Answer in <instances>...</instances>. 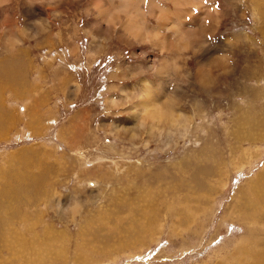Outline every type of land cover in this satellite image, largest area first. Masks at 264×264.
Returning a JSON list of instances; mask_svg holds the SVG:
<instances>
[{
	"label": "rangeland",
	"instance_id": "obj_1",
	"mask_svg": "<svg viewBox=\"0 0 264 264\" xmlns=\"http://www.w3.org/2000/svg\"><path fill=\"white\" fill-rule=\"evenodd\" d=\"M46 1L10 0L0 6V36L20 46V54L6 53L0 39V239L9 240L8 246L0 241V264H240L234 256L241 246L252 242L264 247V125L246 127L245 98L238 90L242 81L230 86L233 90L227 89V81L208 92L180 81L173 96L185 99L180 106L195 120L191 132L185 138L182 130L146 132L143 124L151 127L153 122L138 111L133 125L137 101L127 103L119 95L140 80L139 73L131 78L135 67H129L116 79L111 76L118 64L125 68L127 62L134 66L139 61L143 69L152 62L154 71L161 63L156 48L130 40L129 48L114 51L116 41L99 47L98 37L88 54L91 36L83 32L94 17L86 9L88 2L73 0L56 14V6ZM204 2L208 9H197V15L211 11L214 17V9H225L223 0ZM162 4L174 12L173 3ZM230 13L216 39L235 38L242 31L252 38L238 70L247 67L251 78L250 119L264 121V13L260 17L252 4L246 19ZM38 21L42 26L36 31ZM2 22L13 26L4 28ZM68 45L78 54L72 55ZM203 47L197 54L184 50L193 54L188 61L194 69L204 61L203 52H210ZM13 59L19 60L15 69L8 66ZM230 91L228 99L220 96ZM109 95L116 98L107 102ZM234 119L241 125L234 127ZM251 129L258 136L247 140ZM132 130L138 134L134 139ZM110 141L117 150L107 147ZM104 155L108 158L101 162ZM115 157L130 162L114 169L116 163L110 161ZM175 195L180 201L189 197L186 207L200 215L189 218L182 206L174 205ZM149 203L157 209L154 235L139 230L145 217L138 216L139 222L131 214ZM73 213L77 215L71 219ZM177 221L181 228L173 233ZM115 226L142 233L123 245L124 235L111 231ZM51 234L60 248L32 251V243ZM99 237L110 238L111 245L100 243ZM20 239L29 245L24 247Z\"/></svg>",
	"mask_w": 264,
	"mask_h": 264
},
{
	"label": "bare ground",
	"instance_id": "obj_2",
	"mask_svg": "<svg viewBox=\"0 0 264 264\" xmlns=\"http://www.w3.org/2000/svg\"><path fill=\"white\" fill-rule=\"evenodd\" d=\"M9 1L10 0H0V6L5 5ZM43 1L44 0H27V2L30 4L34 2L42 3ZM75 1H79V0H75ZM85 1L86 3L88 2V4H86V9H90L94 13L93 23L91 27L89 26V29L86 27V30H84L83 32L86 37L88 35L91 36L89 42L90 45L88 49V54H90L91 52L90 50L95 49L97 47L96 43L99 38L101 41L98 44L99 47H105V46L109 47L110 42L112 43V41L114 42L116 41V43L114 44L118 45V50H114V51H122L121 50L122 46L129 48L130 40H131L132 44H136V43L150 44L151 46L156 48L157 50L156 53L159 54L158 60L161 63L160 66L156 68L154 71L152 68L153 66L152 62L148 63L149 67L147 69H143L139 61H137L136 65L134 66H129L127 62L125 68H122L121 64H118L114 69L115 72L117 73L113 72L114 74H112L111 76L112 79H116L121 71L122 72H124V70L131 71L130 69L131 67H135L134 75H132L131 78H134L139 73L140 80L137 83H133L132 85L130 84L126 85L125 89L122 90V93L119 94L121 97L123 96L126 99L127 103H131L133 99L137 101L136 103H134V106L132 107L133 117H134L133 125H135V122H137L138 120V116H139L138 111H141L143 115L147 116L153 122V125H151V127H145L143 124V128L146 130V132L158 131L159 133L160 132L163 133L164 131L165 132L167 131L169 134L182 130L184 131V134H180V137L185 138L184 137L185 134L187 133L189 134L192 130V127H194L195 120L193 118H189L185 110L180 106L182 105L185 99L179 100V97L173 96L176 93L175 92L176 89L179 90L181 88V85L178 84L182 80L189 81L190 84H194L195 86L192 87V89L196 88L199 89L200 91L204 90L207 92L208 90L214 87H218L227 81L229 82V87L227 89L233 90L230 88V86L242 81L240 86L241 88L238 90L245 98V106L242 115L247 113V116L245 115L246 117H248V120L246 119L247 123L245 122L247 125L246 127H255L257 125L260 126L261 124L264 125L263 119H258L256 122L250 119L251 108H252L251 106L252 87L249 85V81L251 80V78L250 75H248L247 73L248 72L247 67L243 66L240 71L238 70V67L240 66L241 63L240 59H242L241 56L246 53L245 49L248 50L247 45L250 43L249 39L252 38L249 35L245 34V31H242L241 35L235 34L236 35L235 38H233L232 36L224 35L216 39V34L218 33L219 30L222 29V22L224 21L225 17L229 16V12H231L230 14H232L233 17H237L240 20L244 17L246 19L248 6L252 4L253 6L255 5L256 9H258V15L262 17V14L264 13V0H223L225 6L224 11L219 12L217 9H214L215 10L214 17L211 11L209 10H208L209 12H207L206 14L200 12V14L197 15L196 12L197 9L200 10L208 9L207 8L208 5L206 6L204 0H201V3L200 2L196 3L195 1H190V0H85ZM73 2H74L73 0H54V1L48 0V2L46 1L45 3L48 6H50L49 4L55 5L56 6L55 12L57 14L59 13L58 11H61L62 9L65 8L64 6L68 5V3H73ZM163 2L173 3L175 7L174 12H170L169 11L170 9H167V7H165L162 4ZM196 4L197 7L193 8L194 5ZM217 7L220 8V5ZM62 15L63 13L57 16V18H61ZM150 19H154L155 22L151 24ZM72 22L73 21H71L70 24H72ZM10 24L11 23L8 24V22H2L4 28L12 27L13 25ZM35 25L36 26L34 29L36 31H39V27L42 26V23L38 21V23L36 22ZM27 26L28 27H22L21 31L23 34H25L30 27L29 24ZM119 28H121L122 31L125 32V34L119 32L118 31ZM263 30H264V24L262 31ZM107 32H108V36H104V34H107ZM74 34L76 35L77 33ZM90 36H88V38ZM76 37L78 38V35H76ZM104 38H106V45H104V41H103ZM0 39H1V43L3 44V50L6 53L16 50L15 54H20V50H19L20 46H17L15 44H7L5 42V34H3V36H0ZM195 43L199 44L196 48L193 47V44ZM204 45L205 48H207V50H210V52H203L201 58L204 61L198 62V66L196 67V69H194L190 65L188 61V57L192 56L193 54H197L200 51H204V47H203ZM68 49L70 50L72 55H77L79 52V50L75 47L73 48V46L68 45ZM105 50L106 49H103L99 55L102 56ZM184 50H190L193 52V54H184ZM121 54L119 56H121ZM228 55L229 58H226ZM16 64H19V60L13 59L8 64V66L10 65L11 67L9 68L15 69ZM170 64L172 65L173 69L168 70L171 66ZM173 70L175 73L174 76L176 78L174 81L171 79V76L173 75ZM126 71L125 73H127ZM148 71H152L151 77L147 75ZM244 78L245 80H241ZM232 93L230 91L229 95L224 94L220 96L224 99H228L227 96H231ZM115 98L116 97L114 95H109L107 96L106 101L112 102ZM127 106H130V104H127ZM199 110L201 111V104H199ZM189 120L190 122H188ZM241 122L243 124V121ZM237 123L241 125L240 121L237 122L236 119H234V127L237 126ZM141 125L142 122H140V126ZM115 130L117 129L115 128ZM137 135L138 134L135 133V130L130 131L131 139H134L135 137H137ZM257 136L258 134H256L251 129L250 137L247 136L249 138V139L247 138V140L255 139L257 138ZM108 143H109V145L107 146L108 148H110L112 151L117 150L116 148L118 146H116L115 143H113L112 141ZM99 158H101V162H103L108 158V156L107 155L99 156ZM120 159H117L115 157L112 161H110V163L112 162L116 163L114 169H116L115 167L118 166V169L120 170L121 167L119 166L120 163L130 162V161L123 162V159L122 160ZM109 160L110 159H108V161ZM82 169L84 170H81L80 174L83 175L85 168ZM207 170L208 169H206V171ZM163 195L164 194H162V196ZM188 198L189 197L180 201L177 200V197L175 195L174 198H172V200L174 201V205L178 204L183 207L182 209H184V212L189 218H193V216H195L196 219L197 216L200 215L198 214L200 211L196 209L197 210L196 212H191V210L187 208L190 207L187 206L188 205L187 203L189 201ZM148 200L152 202V200L150 199ZM254 204L258 205L259 202L255 201ZM135 212H137L138 214L136 215ZM131 214H133L137 219V221L139 220V222L142 220L139 219L138 216L145 217L144 220L147 221V223L145 225H142L139 228V230H142L143 232L144 229V232L148 231L150 235L155 234V231L153 230L154 228H156L155 226H158L159 223L156 219L157 209L151 208L150 203L149 205L143 204L142 207L139 208V211L134 208ZM75 215L77 214L73 213V218L71 219H74ZM143 217L141 218L143 219ZM195 219L193 218L192 220ZM117 221H122V220L118 219ZM252 222L254 221L252 220ZM179 223L180 221L174 223V228L177 230H175L173 233L177 232L181 228ZM115 228H118V230H116ZM133 228L134 227L131 226L129 227V229H133ZM49 231L50 230H48L47 233H49ZM111 231L119 232L121 235H124L121 239L123 245L126 244L129 245L132 236L141 235L142 233L141 231L137 233L136 232L133 233L132 231L122 232V230L119 229V226L117 227L115 226L113 230L111 229ZM148 232L147 234H149ZM65 233L66 232L64 231V234ZM55 236L58 238L57 234ZM40 238L41 241L35 240L36 242L32 243L33 246L30 243L32 246V247L30 246L32 248V251L34 250L35 252H41V251L43 252L45 247L46 250L47 248L50 250V248L54 247L55 243H57L58 241V240L56 241L54 240L55 239L54 234L48 236L49 239H47L46 237H40ZM38 239L39 238H37V240ZM0 241L3 242L6 246L9 245L8 239H0ZM20 241H23L22 244L24 245V247L29 245L25 243V240L20 239ZM33 241L34 240H32V242ZM99 241L102 244L105 243L107 246L111 245L110 238L103 239L99 237ZM257 241L258 240H256L255 242L257 243ZM245 243L246 242H244L242 245H244ZM20 245L21 244L19 242V246ZM57 247L60 248L59 246L56 245L55 248ZM11 253L12 255H14L13 252ZM246 257H248L249 259L243 260ZM234 260L235 262L239 261L240 264H253V263L264 264V247H260L258 245L252 246V242H250L249 246L247 247L241 246L238 249V251L235 253ZM250 260H252L253 262L251 263Z\"/></svg>",
	"mask_w": 264,
	"mask_h": 264
},
{
	"label": "crops",
	"instance_id": "obj_3",
	"mask_svg": "<svg viewBox=\"0 0 264 264\" xmlns=\"http://www.w3.org/2000/svg\"><path fill=\"white\" fill-rule=\"evenodd\" d=\"M152 20H154V19H152ZM154 22H155V20H154ZM151 24H153V23H151Z\"/></svg>",
	"mask_w": 264,
	"mask_h": 264
}]
</instances>
